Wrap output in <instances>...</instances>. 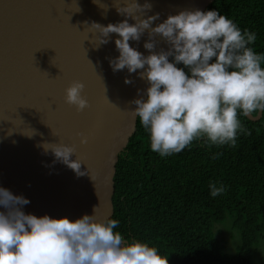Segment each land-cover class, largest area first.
<instances>
[{
  "label": "clouds",
  "instance_id": "9594fccd",
  "mask_svg": "<svg viewBox=\"0 0 264 264\" xmlns=\"http://www.w3.org/2000/svg\"><path fill=\"white\" fill-rule=\"evenodd\" d=\"M151 9L150 0H128L116 8L125 17L122 21L91 24L100 33L96 47L118 34L119 55L109 58L113 72L126 68L146 83L131 104L149 135L150 149L166 157L194 140L209 148L236 146L238 134H247L239 116L264 113V53L252 47L256 33L241 30L216 9H184L155 24L160 13L149 15ZM145 34L147 55L130 44ZM161 42L167 47H158ZM125 83L132 81L126 77ZM83 88L81 81L66 88L65 100L77 110L88 106ZM37 146L54 156L53 163L66 165L77 176L88 174L73 158L74 146L49 141ZM209 189L212 197L226 190L216 182ZM28 203L23 194L0 186V264H168V256L149 242L125 240L115 231L119 221L98 219L95 208L71 219L25 212Z\"/></svg>",
  "mask_w": 264,
  "mask_h": 264
},
{
  "label": "water",
  "instance_id": "95a60500",
  "mask_svg": "<svg viewBox=\"0 0 264 264\" xmlns=\"http://www.w3.org/2000/svg\"><path fill=\"white\" fill-rule=\"evenodd\" d=\"M126 2L0 0V186L30 200L25 212L71 219L92 214L94 208L98 219L114 213L112 177L135 131L131 101L146 83L126 68L113 72L109 58L119 55L118 34L96 47L100 33L91 24L122 21L116 8ZM150 2L148 14L160 13L155 24L184 9L205 10L213 0ZM146 39L145 34L130 44L147 55ZM126 77L132 83H125ZM73 81L84 84L88 106L83 110L65 100ZM262 118L257 113L249 119ZM42 141L74 146L73 158L88 174L77 176L53 163L54 156L37 146Z\"/></svg>",
  "mask_w": 264,
  "mask_h": 264
},
{
  "label": "trees",
  "instance_id": "16d2710c",
  "mask_svg": "<svg viewBox=\"0 0 264 264\" xmlns=\"http://www.w3.org/2000/svg\"><path fill=\"white\" fill-rule=\"evenodd\" d=\"M209 9L254 31L252 47L264 53V0H213ZM239 119L247 134H238L236 146L209 148L194 140L166 157L150 149L136 119L112 177L115 231L156 246L168 264H253L264 239V113L259 121ZM211 182L222 183L225 192L212 197ZM229 220L240 236L234 253L225 251L215 230Z\"/></svg>",
  "mask_w": 264,
  "mask_h": 264
},
{
  "label": "rangeland",
  "instance_id": "374dc122",
  "mask_svg": "<svg viewBox=\"0 0 264 264\" xmlns=\"http://www.w3.org/2000/svg\"><path fill=\"white\" fill-rule=\"evenodd\" d=\"M217 237L223 240L227 253H234L237 246L240 244V236L237 235V231L231 226V222L226 221L224 223L215 226ZM257 252L255 251L252 258L253 264H264V239L260 240Z\"/></svg>",
  "mask_w": 264,
  "mask_h": 264
}]
</instances>
